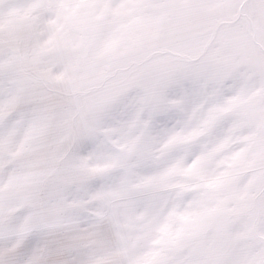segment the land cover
Masks as SVG:
<instances>
[{
  "label": "snow or ice",
  "instance_id": "1",
  "mask_svg": "<svg viewBox=\"0 0 264 264\" xmlns=\"http://www.w3.org/2000/svg\"><path fill=\"white\" fill-rule=\"evenodd\" d=\"M0 264H264V0H0Z\"/></svg>",
  "mask_w": 264,
  "mask_h": 264
}]
</instances>
